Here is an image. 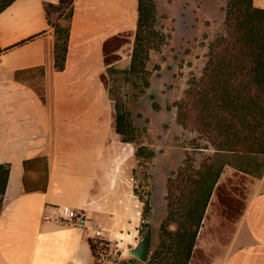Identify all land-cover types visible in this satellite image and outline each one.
I'll list each match as a JSON object with an SVG mask.
<instances>
[{"label": "crops", "instance_id": "obj_1", "mask_svg": "<svg viewBox=\"0 0 264 264\" xmlns=\"http://www.w3.org/2000/svg\"><path fill=\"white\" fill-rule=\"evenodd\" d=\"M61 1L14 0L0 12V163L10 165L0 209V264H92L94 258L89 220L78 226L55 213L68 206L90 214L99 203L105 187V44L131 17L136 29L137 0H72L65 67L56 70L45 4ZM253 2L264 8V0ZM36 65L45 66V103L14 78L16 69ZM99 133L101 143L91 144ZM37 156L47 157V187L26 191L23 160ZM244 198L225 253L207 264H264V170L248 183Z\"/></svg>", "mask_w": 264, "mask_h": 264}, {"label": "rangeland", "instance_id": "obj_2", "mask_svg": "<svg viewBox=\"0 0 264 264\" xmlns=\"http://www.w3.org/2000/svg\"><path fill=\"white\" fill-rule=\"evenodd\" d=\"M155 1L165 42L159 50L151 51L147 63L149 88L130 104L134 122L141 128L138 142L121 140L115 131L113 101L109 94L105 98V187L98 195L94 212L86 214L96 233L92 239L96 246L92 264H143L128 248L146 231L152 236L150 252L156 246L160 224L168 214V178L189 162L199 167L205 157L214 153L199 131L177 123L176 102L184 96L189 81L202 74L211 41L225 34L228 0ZM62 2L67 9L71 0ZM57 15L58 12L51 13L53 22L66 23L65 18L58 19ZM126 24L125 30L106 41V68H124L130 63L135 33L132 17ZM90 57H95V51ZM118 76H109L106 69L105 85L109 77L111 85L115 81L119 84ZM99 136L96 139L95 135L91 144L101 143L102 134ZM141 144L153 149L154 155H137L136 147ZM262 158L258 156L256 160ZM238 161L224 166L213 189L189 264H207L226 251L248 183L264 170L263 163L259 166L254 162L248 170L240 169ZM147 202L152 209L145 212Z\"/></svg>", "mask_w": 264, "mask_h": 264}, {"label": "trees", "instance_id": "obj_3", "mask_svg": "<svg viewBox=\"0 0 264 264\" xmlns=\"http://www.w3.org/2000/svg\"><path fill=\"white\" fill-rule=\"evenodd\" d=\"M13 1L0 0V12ZM65 9L62 1L45 4L48 22L54 28L56 70L65 67L72 0ZM52 12H58V19L63 17L66 23L53 22ZM164 42L156 1L137 0L130 63L124 68H106L109 76L119 74L117 81L126 87L122 88L116 81L111 85L110 77L106 81L113 101L115 131L123 142L139 140L141 128L134 122L130 104L149 88L147 63L151 51L159 50ZM14 78L32 87L41 101L46 102L44 65L16 69ZM176 106L177 123L199 131L214 148V153L205 157L199 167L189 162L168 178V214L160 224L157 244L143 264H189L206 207L224 166L233 164V160H239L238 166L243 170H248L253 162L259 166L264 164V8L256 6L253 0H228L225 34L211 41L202 74L189 81ZM154 153L145 145L136 147L139 156ZM258 156L263 160H256ZM23 167L24 189L46 190L47 157L24 159ZM9 170V163H0V209ZM151 209L147 202L144 211ZM90 247L94 255L96 246L92 239Z\"/></svg>", "mask_w": 264, "mask_h": 264}, {"label": "built area", "instance_id": "obj_4", "mask_svg": "<svg viewBox=\"0 0 264 264\" xmlns=\"http://www.w3.org/2000/svg\"><path fill=\"white\" fill-rule=\"evenodd\" d=\"M60 218L63 221L81 226L87 222V217L82 209L68 206L56 207L55 219Z\"/></svg>", "mask_w": 264, "mask_h": 264}, {"label": "water", "instance_id": "obj_5", "mask_svg": "<svg viewBox=\"0 0 264 264\" xmlns=\"http://www.w3.org/2000/svg\"><path fill=\"white\" fill-rule=\"evenodd\" d=\"M151 245L152 236L149 231H146L136 241L134 246L128 248V251L137 259L145 262L148 259Z\"/></svg>", "mask_w": 264, "mask_h": 264}]
</instances>
